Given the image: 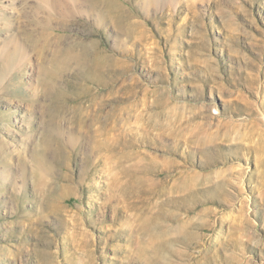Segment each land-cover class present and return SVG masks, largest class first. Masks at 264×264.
<instances>
[{
	"label": "rangeland",
	"instance_id": "1",
	"mask_svg": "<svg viewBox=\"0 0 264 264\" xmlns=\"http://www.w3.org/2000/svg\"><path fill=\"white\" fill-rule=\"evenodd\" d=\"M0 264H264V0H0Z\"/></svg>",
	"mask_w": 264,
	"mask_h": 264
}]
</instances>
